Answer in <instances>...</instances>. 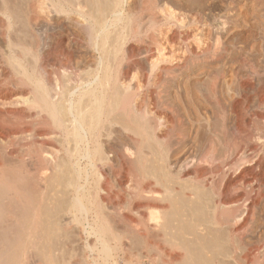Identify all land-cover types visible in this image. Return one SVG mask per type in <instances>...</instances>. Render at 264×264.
Segmentation results:
<instances>
[{
	"label": "bare ground",
	"instance_id": "obj_1",
	"mask_svg": "<svg viewBox=\"0 0 264 264\" xmlns=\"http://www.w3.org/2000/svg\"><path fill=\"white\" fill-rule=\"evenodd\" d=\"M197 1L0 0V264H264V149L225 168L264 133V0L251 47Z\"/></svg>",
	"mask_w": 264,
	"mask_h": 264
},
{
	"label": "rangeland",
	"instance_id": "obj_2",
	"mask_svg": "<svg viewBox=\"0 0 264 264\" xmlns=\"http://www.w3.org/2000/svg\"><path fill=\"white\" fill-rule=\"evenodd\" d=\"M178 1H180V0H178ZM211 0H198L197 2H199L198 3V5L202 8V9H206L204 12L205 13H209L210 11H209V9H211V7H213L212 5H214L212 2H210ZM202 2V3H201ZM243 2H244V8H240L241 10H240V12H241V15H240V17L242 18V17H244V18H242V19H245V20H247L246 22H248L247 24L245 23V21H244V24H246L244 27H241V28H239V27H235L234 29V31H233V36H234V38H236L237 39V41H236V39H234L237 43H240L241 45H247V46H250L251 47V45H253V44H255V45H257V43H258V38L257 37H259V32H260V29H259V27H260V22H258L257 23V19H255V17H253V15L251 14V10H252V8L250 7V5H251V3H250V0L248 1H246V0H242V2H241V7H243ZM248 2V3H247ZM212 4V5H211ZM219 4H221V2H219ZM249 4V5H248ZM206 5V6H205ZM246 6V7H245ZM248 7V8H247ZM248 10V11H247ZM207 13V14H208ZM244 13V14H243ZM210 14V13H209ZM243 15V16H242ZM249 15V16H248ZM248 16V17H247ZM236 17H239V16H236ZM235 17V18H236ZM247 18V19H246ZM250 18V19H249ZM252 19V20H251ZM250 22H252V23H250ZM256 22V23H255ZM249 24L251 25V27L249 26ZM259 26V27H257V26ZM248 26V27H247ZM255 27V29H254V27ZM250 29V30H249ZM243 30V31H242ZM240 31H242V32H240ZM249 32V33H248ZM246 33H248V34H246ZM235 34V35H234ZM245 34V35H244ZM253 34V35H252ZM255 34V35H254ZM258 34V35H257ZM236 36V37H235ZM244 36V37H243ZM249 36V37H248ZM240 37V38H239ZM240 40H239V39ZM248 38V39H247ZM243 40V41H242ZM246 41H248V43H246ZM256 41H257V43H256ZM244 42V43H243ZM249 43H250V45H249ZM247 51H249V50H247ZM248 53H250V57H251V52H248ZM253 54V53H252ZM249 57V58H250ZM252 58V57H251ZM256 60V61H255ZM254 63H257V64H259V60L257 59V58H254ZM258 61V62H257ZM221 64V63H220ZM217 66H219V65H217ZM213 68V67H212ZM202 70L203 69H201V71L199 70V71H197V73H200V76L197 78L198 80V82H201V81H206V79H208L207 77H205L206 75L205 74H207V73H202ZM207 70H209V69H206V71ZM210 70H211V67H210ZM202 73V74H201ZM210 74H211V71H210ZM211 76V75H210ZM196 81V82H197ZM197 82V83H198ZM254 82H257V79L255 80V78H254ZM197 88V92H199L198 90H200V88L199 87H196ZM202 88V87H201ZM223 87H220V89H222ZM232 88H234V87H231V89ZM223 91H226L225 90V87H224V89H222ZM221 90V91H222ZM222 91V92H223ZM221 92V93H222ZM227 92V91H226ZM259 92V93H258ZM257 92V94L256 95H259V97L258 96H256V95H250V103H252V104H255L256 102H257V100H259L258 98H260V97H262L263 96V93H262V91H258ZM260 92H261V94H260ZM200 94V93H199ZM223 94H226L225 92L224 93H222V98H223V101L224 100H229V98L227 97V96H229L228 95V93H227V95H223ZM254 97H256V98H254ZM257 99V100H256ZM252 100V101H251ZM200 101H201V99H200ZM225 101V103H228V101L226 102ZM251 126H252V128H251ZM251 126L249 127V128H247L246 127V129L247 130H249V131H251V135H252V137L251 138H244V140L243 141H245L246 140V143L245 142H242V145H243V147L244 148H242V145H241V148H240V150H239V148H234L233 147V149L231 148V150L229 149V151H228V153H227V156H226V161H225V168H228L229 166L228 165H230L229 163H231V162H233V159H236V158H238L237 156L239 155V157H240V155L241 156H244V155H247L249 158L251 157V158H253V157H255L256 155H257V153L259 154V151H261V150H263L264 148H263V144H264V133L263 132H261V131H257V132H255V130H254V128H255V126L253 125V124H251ZM253 131H252V130ZM254 132V133H253ZM255 134H257V135H255ZM260 134V135H259ZM255 136V137H254ZM260 136V137H259ZM259 138V139H258ZM213 142H215V143H213L214 145H215V150L216 151H214V154L217 156V154L219 155V154H221L222 153V151H223V146L222 145H220V143H218V141H217V144H216V141H214L213 140ZM244 143V144H243ZM260 144V145H259ZM256 145H258V147L256 148ZM219 146V147H218ZM255 146V147H254ZM222 147V148H221ZM240 147V146H239ZM254 149L257 151V152H255L254 151ZM259 149V150H258ZM217 151H218V153H217ZM221 153H220V152ZM238 152V153H237ZM234 153V154H233ZM241 153V154H240ZM242 153L244 154V155H242ZM260 153H263L264 154V150H263V152L261 151ZM232 154H233V156L235 157H233L232 156ZM229 155V156H228ZM252 155V156H251ZM233 157V158H232ZM231 160V161H230ZM228 166V167H227ZM263 166V165H262ZM263 169H259L258 170V173H260V177L262 178V177H264V176H261V175H263V171H262ZM213 171H214V169H213ZM215 173V172H214ZM251 181H250V180ZM253 181V182H252ZM254 181L255 180H253L252 179V177H250V178H248V182L249 183H251V184H249L248 182H247V184H242V185H240V187H239V189H236V191H239V192H237V193H241V192H243V191H248V192H250V190L252 189L251 188V186H253L254 185ZM244 185H245V187H244ZM248 185H250V186H248ZM251 188V189H250ZM253 192V191H252ZM264 198L263 199H261V201H260V206L258 207L259 209H257L258 210V217L256 218L257 219V221L255 222V229L257 230V232H255V233H257V235H260L261 234V232H264ZM259 226V227H258ZM257 227V228H256ZM258 228H259V230H258ZM263 230V231H262ZM77 231H78V229H77ZM75 232V233H73L72 232V236L74 237V238H72V236L70 235L69 236V238H68V240H67V238L65 239V241L64 242H67V243H65L66 245H67V248H68V246L69 245H71L69 248H73V247H75L74 249H77L78 247V249H80V247H82L81 245H83V241L81 240V235L80 236H77L78 234L77 233H79V231L78 232ZM260 233V234H259ZM76 236V237H75ZM80 238V239H79ZM69 239H71V240H69ZM67 240V241H66ZM75 240V241H74ZM72 243H74L73 244V246H72ZM76 243V244H75ZM78 243V244H77ZM79 245V246H78ZM77 249V250H78ZM264 249V248H263ZM79 254V253H78ZM264 254V250H261L259 253H258V255H260V256H262ZM250 263V262H249ZM249 263H246V264H249ZM245 264V263H244ZM250 264H252V263H250ZM255 264V263H254Z\"/></svg>",
	"mask_w": 264,
	"mask_h": 264
}]
</instances>
